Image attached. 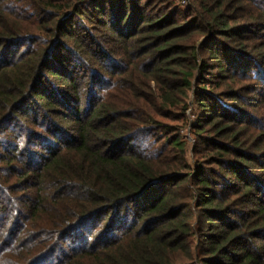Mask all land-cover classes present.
Listing matches in <instances>:
<instances>
[{
	"label": "trees",
	"instance_id": "obj_1",
	"mask_svg": "<svg viewBox=\"0 0 264 264\" xmlns=\"http://www.w3.org/2000/svg\"><path fill=\"white\" fill-rule=\"evenodd\" d=\"M179 1L0 0V264H264V0Z\"/></svg>",
	"mask_w": 264,
	"mask_h": 264
},
{
	"label": "rangeland",
	"instance_id": "obj_2",
	"mask_svg": "<svg viewBox=\"0 0 264 264\" xmlns=\"http://www.w3.org/2000/svg\"><path fill=\"white\" fill-rule=\"evenodd\" d=\"M174 3L176 4H179L180 1L179 0H172ZM188 6V5H187ZM187 140H188V158L189 160H191L192 158V155H191V150H192V147L194 145V140L193 138L191 137L190 133L187 134Z\"/></svg>",
	"mask_w": 264,
	"mask_h": 264
},
{
	"label": "built area",
	"instance_id": "obj_3",
	"mask_svg": "<svg viewBox=\"0 0 264 264\" xmlns=\"http://www.w3.org/2000/svg\"><path fill=\"white\" fill-rule=\"evenodd\" d=\"M183 3H186V1L184 0Z\"/></svg>",
	"mask_w": 264,
	"mask_h": 264
}]
</instances>
